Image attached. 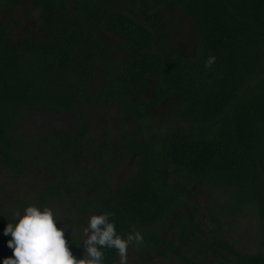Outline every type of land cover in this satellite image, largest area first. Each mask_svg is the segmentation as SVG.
I'll return each instance as SVG.
<instances>
[{"label": "trees", "instance_id": "16d2710c", "mask_svg": "<svg viewBox=\"0 0 264 264\" xmlns=\"http://www.w3.org/2000/svg\"><path fill=\"white\" fill-rule=\"evenodd\" d=\"M134 2L142 18L123 9L128 0H0V264L12 255L8 220L33 203L51 207L58 226L79 218L65 232L77 258L89 216L108 212L121 235L142 234L128 252L145 260L264 264V248L245 250L224 229L253 210L264 237V0ZM167 5L195 21L194 53L155 20ZM168 99L176 128H157ZM114 102L137 126L91 139L85 108ZM33 112L77 114L79 127L19 136ZM127 159L136 170L115 189ZM37 170L48 179L28 190ZM203 189L222 195L199 223L191 201Z\"/></svg>", "mask_w": 264, "mask_h": 264}, {"label": "rangeland", "instance_id": "374dc122", "mask_svg": "<svg viewBox=\"0 0 264 264\" xmlns=\"http://www.w3.org/2000/svg\"><path fill=\"white\" fill-rule=\"evenodd\" d=\"M128 2V4L122 5L123 9L142 18L141 16H144V11L134 2V0H128ZM147 19H149V16H147ZM155 20L161 23L163 31L165 29L171 38H176L177 45L183 50V52H188L190 54L195 52L196 46L194 45L196 43V23L191 17L186 15L185 12L174 5H167L155 16ZM168 31H170L171 34H169ZM113 35H109V38L116 41V38H114ZM172 105V100L168 99L156 112L153 118L155 127L163 129L175 127L173 126L174 124L172 119L168 120V118L173 115L174 108ZM85 111L88 115L89 122L92 125L91 139H97L100 135L105 134L104 139H107L106 137H110L116 140L121 135V132L125 130L126 126H137V122L135 120L131 119L129 116H123L120 113L119 106L116 102L107 106L105 109L99 110L98 113L88 106L85 108ZM78 117L79 116L77 114L72 113L49 114L43 112H33L28 119L20 123L17 132L19 136H24L27 139H35L46 131L55 129L58 131L77 130L79 127ZM130 168H132V170H136L134 160L127 159L123 161V165H121L120 169L116 173V179L114 181L115 189L117 187L116 184L119 182L118 177L124 175L125 169ZM131 171L129 173H132ZM44 172L37 170L32 173L33 176L28 180L29 183H27L28 190L32 191L39 188L43 182L48 179L47 172ZM214 193H216L217 196L222 195L220 190H216L214 192L213 190L208 191L203 189L195 196L196 198L194 201H191L192 206L196 211V218L199 223H204L206 213L209 210L207 206L211 203V194ZM245 213H248L249 216L248 214H244L241 219L236 218V221L230 220L231 224L228 226H226L227 221H224V229L228 233L226 234L237 242L238 246L245 250L264 248V237L260 236V232L257 230L258 220L255 214H253V210H247ZM78 220L79 218L76 217V219L70 221L69 225L65 224L66 232H78V226H80L77 225ZM86 226L87 225H84L83 227ZM171 262L172 260H161L159 258L154 259L153 262L150 259L145 260L142 256L135 255L133 251L128 252V264H172ZM116 264H119V258L117 259ZM178 264L182 263L178 262Z\"/></svg>", "mask_w": 264, "mask_h": 264}, {"label": "clouds", "instance_id": "9594fccd", "mask_svg": "<svg viewBox=\"0 0 264 264\" xmlns=\"http://www.w3.org/2000/svg\"><path fill=\"white\" fill-rule=\"evenodd\" d=\"M214 62L215 57H210L206 67ZM110 216L108 212L89 216L87 226L80 233L82 244L87 245L86 252L77 258L70 247L75 241L66 238V228L58 226L60 219L54 210L29 204L16 211L3 230L5 236H11L7 247L12 249V255L5 257L2 264H105L106 249L115 250L119 264H128L129 245L141 243L143 236L139 231L121 235Z\"/></svg>", "mask_w": 264, "mask_h": 264}, {"label": "flooded vegetation", "instance_id": "af4514ba", "mask_svg": "<svg viewBox=\"0 0 264 264\" xmlns=\"http://www.w3.org/2000/svg\"><path fill=\"white\" fill-rule=\"evenodd\" d=\"M132 168H133V167H132ZM132 168H130V169L132 170ZM130 169L125 170V173H129V172L131 171ZM125 173H124V174H125ZM123 177H124V175L121 176V181H122ZM118 184H119V183H118Z\"/></svg>", "mask_w": 264, "mask_h": 264}]
</instances>
